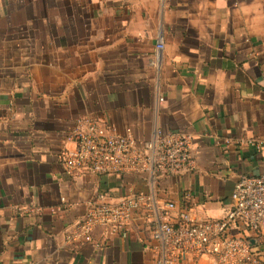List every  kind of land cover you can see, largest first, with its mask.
Instances as JSON below:
<instances>
[{
    "label": "crops",
    "instance_id": "obj_1",
    "mask_svg": "<svg viewBox=\"0 0 264 264\" xmlns=\"http://www.w3.org/2000/svg\"><path fill=\"white\" fill-rule=\"evenodd\" d=\"M79 117L139 141L189 132L194 167L69 173L56 153ZM263 172L264 0H0V264H158L141 212L130 232L96 229L101 248L65 234L100 193L220 217L235 180Z\"/></svg>",
    "mask_w": 264,
    "mask_h": 264
},
{
    "label": "built area",
    "instance_id": "obj_2",
    "mask_svg": "<svg viewBox=\"0 0 264 264\" xmlns=\"http://www.w3.org/2000/svg\"><path fill=\"white\" fill-rule=\"evenodd\" d=\"M163 53L160 36L156 42L158 60ZM65 141L73 143L74 148L64 146L56 157L69 173L103 175L150 170L156 176L167 177L194 167L193 136L189 132L156 129L151 139L139 141L130 131L119 132L99 117H79ZM187 194L191 195L189 189ZM115 197L100 193L90 201L85 216L65 234L66 243L75 248H101L103 238L95 236L96 229L130 232L136 213L141 212L150 223L147 249L158 264L183 259H189L190 264H264V172L244 174L235 180L230 208L220 217L200 218L196 206L171 198L152 202L142 193ZM251 238L263 254L249 243Z\"/></svg>",
    "mask_w": 264,
    "mask_h": 264
},
{
    "label": "water",
    "instance_id": "obj_3",
    "mask_svg": "<svg viewBox=\"0 0 264 264\" xmlns=\"http://www.w3.org/2000/svg\"><path fill=\"white\" fill-rule=\"evenodd\" d=\"M249 243L252 244V245H254V244L256 243V240H255L254 238H251V239L249 240Z\"/></svg>",
    "mask_w": 264,
    "mask_h": 264
}]
</instances>
